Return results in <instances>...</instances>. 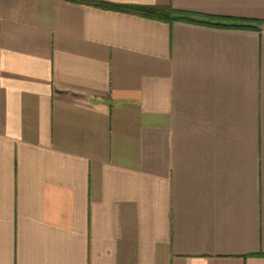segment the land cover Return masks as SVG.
Wrapping results in <instances>:
<instances>
[{"label": "crops", "instance_id": "1", "mask_svg": "<svg viewBox=\"0 0 264 264\" xmlns=\"http://www.w3.org/2000/svg\"><path fill=\"white\" fill-rule=\"evenodd\" d=\"M0 0V264H264V0Z\"/></svg>", "mask_w": 264, "mask_h": 264}, {"label": "trees", "instance_id": "2", "mask_svg": "<svg viewBox=\"0 0 264 264\" xmlns=\"http://www.w3.org/2000/svg\"><path fill=\"white\" fill-rule=\"evenodd\" d=\"M78 3H85L90 5L99 6L102 8L114 9L123 12L133 13L147 18L173 22V21H186L196 22L221 27H235L256 29L257 22L254 20L242 19H226L219 17H212L208 15L192 13L189 11L178 10L171 5H123L114 4L102 0H69Z\"/></svg>", "mask_w": 264, "mask_h": 264}]
</instances>
